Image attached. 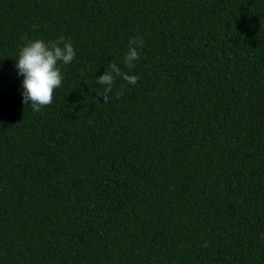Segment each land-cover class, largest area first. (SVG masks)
Listing matches in <instances>:
<instances>
[{"label": "trees", "instance_id": "obj_1", "mask_svg": "<svg viewBox=\"0 0 264 264\" xmlns=\"http://www.w3.org/2000/svg\"><path fill=\"white\" fill-rule=\"evenodd\" d=\"M60 35L33 111L14 59ZM0 264H264V0H0Z\"/></svg>", "mask_w": 264, "mask_h": 264}, {"label": "clouds", "instance_id": "obj_2", "mask_svg": "<svg viewBox=\"0 0 264 264\" xmlns=\"http://www.w3.org/2000/svg\"><path fill=\"white\" fill-rule=\"evenodd\" d=\"M35 27V26H34ZM144 39L137 35L128 41L127 50L123 56V64L131 70L140 58L139 49ZM75 56L73 46L63 35L55 40L45 41L42 38L26 40L18 49L14 59V69L20 79L21 102L30 105L33 111H39L52 102L53 90L58 88L62 81L59 63L69 64ZM120 77L129 85L137 82V75L131 71H122L111 61L103 73L96 76V82L104 86L103 93L112 90L114 80Z\"/></svg>", "mask_w": 264, "mask_h": 264}]
</instances>
